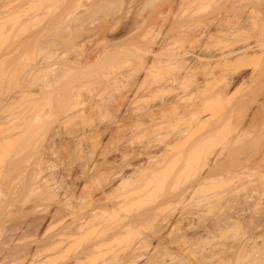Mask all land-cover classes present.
<instances>
[{
	"label": "bare ground",
	"instance_id": "1",
	"mask_svg": "<svg viewBox=\"0 0 264 264\" xmlns=\"http://www.w3.org/2000/svg\"><path fill=\"white\" fill-rule=\"evenodd\" d=\"M37 1L26 0L25 3L32 5ZM131 1L98 0L91 10L80 14L74 10L70 12V6L60 12L51 20L49 27L24 40L25 44H40L41 50L47 51L34 60L29 74L45 77L50 72L52 76L50 79L46 77V88L56 89L57 85V89L61 88L63 78L79 65L77 59L82 56L79 57L77 52L81 46L78 39L82 35L80 32L87 24L91 25L100 12H117ZM176 1H138L141 8H138L136 20L123 35L128 36L135 48L137 46L140 50H135L139 61H136L135 67L127 71L120 70V66L118 68L116 60L126 50L122 45L114 51L95 52L92 57L100 62L109 61L110 65L113 62L117 64H114L117 71H110L111 76L106 74L107 86L112 92V107L117 112L112 109L115 115L119 111L117 116L123 114L132 124L127 127L123 118L124 124L120 123L121 118L116 123L114 121L118 124L115 129L120 134V140L130 141L140 132L138 136H144L141 154L145 156L144 160L156 167V175L163 170L187 171L195 184L180 188L178 178L168 187L172 191L168 194L169 199L164 197L153 207L136 213L129 211L134 200L122 198L109 202L106 190L97 198H59V207L68 214L58 210L51 219L55 221L62 213L59 216L61 221L67 217H72V220L66 221L55 234H51L53 222L49 217L50 224L45 226L44 223V228L40 227L42 230L39 231V224L38 229L35 226L38 231L31 236L28 249L23 245L11 251L14 264H56L58 257L57 264H82L85 259L88 261V258L90 260L111 250L113 243L137 234L145 222L150 221L155 222V231L129 246L125 257L116 264H210L211 257L217 253L222 255L216 258L217 264H257L260 245L256 237L244 234L243 238H238V234L233 237L228 232L242 224L247 212L251 216L260 211L258 206L261 202L258 203V200L261 197L250 200L251 192L248 190L251 188L250 191L255 190L258 196L264 195V177L255 185L254 178L246 176L248 173L250 176V170H257L260 166L259 170H264V0H188L194 6L188 5L190 9L184 2L178 3L182 4L179 7ZM4 7L5 4L0 6V25L6 24L17 11ZM143 27L146 30L157 27L161 33L157 32L156 37L153 30L154 36L152 31L151 34L146 33L151 36L145 33L142 36L139 29ZM11 57V51L2 54L0 63ZM141 86L145 95L143 107L136 108L135 112L132 107L130 112L131 104L128 103ZM163 91L173 96L166 98ZM160 93H164L163 96ZM48 95L51 98L53 92ZM127 114L131 117H126ZM119 124L125 125L127 130ZM128 128L137 130L138 134L133 131L132 136V132H127ZM128 133L129 139V136L126 137ZM124 140L122 143L126 142ZM125 144L127 142L123 146ZM128 165H132L131 162ZM32 177L37 179L34 175ZM118 177L115 173L109 178L107 189H113L130 175L123 172V176ZM161 182L162 186L165 185V179ZM214 186L218 189L206 194L204 190L200 197H196L199 196V188ZM43 188L46 200L57 198L48 181ZM247 188L249 194L245 193ZM248 203L251 205L250 212L246 208ZM173 204L177 206L172 209L170 206L173 207ZM251 208L255 209L253 213ZM78 209H87V212L73 216ZM126 211L132 214L123 215ZM213 211L212 216L204 218ZM250 218L254 220L253 216ZM110 220L114 222L107 223ZM94 226L102 229L95 239L71 254L72 244ZM215 232L223 233L220 243L213 249L205 247L197 252V242ZM172 233H176V239L172 235L171 240ZM177 239L181 241L178 243ZM65 253L69 254L66 256Z\"/></svg>",
	"mask_w": 264,
	"mask_h": 264
},
{
	"label": "rangeland",
	"instance_id": "2",
	"mask_svg": "<svg viewBox=\"0 0 264 264\" xmlns=\"http://www.w3.org/2000/svg\"><path fill=\"white\" fill-rule=\"evenodd\" d=\"M73 1H75L74 4H72ZM132 1L133 3H131ZM132 1L126 2L117 12H100L91 21L93 22L91 25L87 24L85 26L84 31L80 32L82 35H79L80 38H78L81 46L77 49L79 53L77 55L83 57L77 59V62H79L77 68L69 73L65 79L63 78L64 81L61 80L63 82L60 83L64 85H60L61 88L59 89H57L59 87L57 85L56 90L54 87H52L53 89L46 88L45 83L52 76V74H49L50 72L46 73L47 76L45 75V77L41 74H29V68L34 60L40 58L47 51H42L40 44H25L24 40L28 36L49 27L51 20L69 6L70 12L74 10L75 13L80 14L87 9L91 10L98 0H38L32 5H26V0H0V6L5 4L3 9H17L14 16L6 24L0 25V56L9 51L12 55L11 58L4 60L8 64L6 62L0 63V264H14L11 251L17 248L16 246H25L28 249V244L32 242L31 236H34V231H38L36 230L38 224L39 228L42 226L43 229L44 223L45 226L50 224L47 217L51 219L55 215L54 213L59 212L58 210L63 213L65 209L59 207L57 203L59 198L61 200L97 198L106 190L105 193H107L106 197L109 202L122 198L134 200L129 211L136 213L153 207L158 201L164 200V197L169 199L168 194L172 191L168 187L173 182L175 183L178 178V184H181L180 188L195 184V181L192 183L194 178L192 179L187 171L163 170L159 175H156L158 170L151 163L144 160L145 156L140 151L144 136H138L140 132L138 134L137 130H133L138 134L134 136L132 129L128 128L127 132H132L131 134L134 137H131L130 141L123 139L127 142L123 146L126 142L122 143L123 140H120V134L116 130L117 127L115 126H118V124H114V121L116 123L120 118V123L124 124L122 118L126 120L125 125L127 127L132 124L129 123V119L122 116L123 114L120 113L122 117L120 115L118 117L119 111L116 115L114 114L112 92L107 86L106 74H110L109 72L114 69L116 70L117 66L118 68L120 66L122 71L130 70L136 65L135 63L139 62L137 61L138 54L136 52L140 50L137 46L135 48V44L128 39V36H123L128 29L132 28L134 20H136L134 18H136L137 11H139L138 8H141L138 1L142 0ZM177 1V5L181 2L187 4L188 8L191 5V7H194L193 4L188 3V0L186 2L183 0ZM182 4L178 6L182 7ZM186 6L183 5L184 8ZM155 28L157 27L152 28V30L147 28L146 30V27H143L139 31L142 30L143 36V33L149 32L151 34V31L155 30L156 34L153 32L152 35L155 34L156 36L161 32L158 28ZM139 31L136 32L139 34ZM146 36L151 35L146 34ZM142 40L144 39L142 38ZM121 45L126 50L121 53L119 60H116L118 65L115 62L110 65L109 61V63L96 61L92 57L95 52L114 51ZM138 45L141 46V43ZM79 50H82L81 53ZM73 53H69V55L75 57ZM114 64L117 66L115 67ZM113 65L115 68H113ZM120 70L118 72H121ZM104 75L106 78H104ZM138 75L140 77V74ZM168 90L166 89V91ZM52 92L53 95L49 98L48 94ZM163 92L165 94L160 93L159 95L163 96L164 94L167 96L166 98H169V95L170 97L173 96V94ZM132 99L128 103V105L131 104L129 106L130 112H132V107L135 108L133 112L136 108L143 107L145 95L142 86ZM115 112H117V109ZM129 114L126 117H131L132 113ZM125 125L119 124L122 128ZM127 127H125L126 130ZM113 128H116V131ZM121 132H124V130H121ZM129 133L126 137L129 136ZM129 138L130 136L127 139ZM123 147L126 148L123 149ZM130 162L132 165L129 166L128 163ZM256 169L250 170L252 173L249 171L250 176L249 173L246 175L249 178H254L255 185L259 184L262 177H264V174L262 175L264 170L260 171L261 166ZM245 171L243 170L245 173L248 172V170ZM123 172L129 173L130 177L120 181L113 189H107L109 178L115 173H118L121 178ZM175 172L177 173L176 176ZM33 175L37 179L33 178ZM120 178L118 177V179ZM162 179H165V185L163 186H166V189L164 190L161 189L163 187L161 185ZM45 181H48V184L57 193L55 200H46L43 188ZM252 182L254 184V181ZM214 187L209 189L208 187L205 189L199 188L200 193H196L199 195L196 197H200L201 192H204V190L205 194L213 192L217 188ZM254 187L252 188L254 189ZM247 190L248 188L245 193L251 192L252 199L250 200L253 201L261 197L258 200V203L261 202L259 204L261 207L258 206L260 211L255 214L258 210L255 211L254 209V212L251 208V212H254L251 216L248 212L247 214L244 212L246 214L244 216L247 217L242 218V224L230 230L228 235H234L233 237H235L238 234V238L244 236V234L245 236L250 234L255 236L260 245L256 262L257 264H264V195L258 196L255 190L250 191L251 188ZM257 192L259 194V191ZM249 203L253 202L250 201ZM249 203L248 207L246 206L249 210H246L250 212L249 207L252 204L249 206ZM174 206L177 205L173 204V207H170L173 209ZM82 212H87V209H78L73 216L83 215ZM131 212H123V215L132 214ZM62 213L60 214L63 215ZM60 214L59 216H61ZM64 214H66V211H64ZM213 214L214 211L207 213L204 218ZM248 214L250 217L253 216L254 220L248 217ZM59 216L58 219L55 218V221L51 219L53 222L50 226L51 234L58 232L66 221L72 220V217H67L61 221ZM111 221L114 222V220H110L107 223L110 224ZM247 221L250 223L247 224ZM145 223L137 234H133L134 236L131 235L128 239L126 237L122 241L113 243L111 250L96 255L90 260L88 258V261H85V259L84 262L81 261L82 264H116L119 259L125 257L129 246L140 240L144 235H149V233L155 231V222ZM104 225L106 226V224ZM98 227L96 226L87 234L85 233L84 236H80L81 238L76 239V242L73 243L72 241L73 244L71 243L72 247L69 252L72 254L74 250L81 249L82 246L85 247L86 244L95 239L99 231L102 230H99L100 227ZM41 228L39 231L42 230ZM170 235H173L176 239V233ZM222 236V232H215L206 239L197 242L195 246L197 252L205 247L215 248V245L220 243ZM179 241L181 240L177 242L179 243ZM64 248L63 251H65ZM61 250L59 248L60 252ZM67 254L65 253L66 256ZM220 256H218V253L213 254L212 257L215 259L211 257L210 264H213V262L217 264L216 258ZM57 260L56 264L59 261ZM208 260L207 262H209Z\"/></svg>",
	"mask_w": 264,
	"mask_h": 264
}]
</instances>
